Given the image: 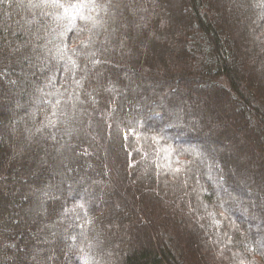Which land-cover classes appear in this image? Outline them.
Returning <instances> with one entry per match:
<instances>
[{
    "label": "trees",
    "instance_id": "obj_1",
    "mask_svg": "<svg viewBox=\"0 0 264 264\" xmlns=\"http://www.w3.org/2000/svg\"><path fill=\"white\" fill-rule=\"evenodd\" d=\"M95 3L0 0V264H264V0Z\"/></svg>",
    "mask_w": 264,
    "mask_h": 264
},
{
    "label": "snow or ice",
    "instance_id": "obj_2",
    "mask_svg": "<svg viewBox=\"0 0 264 264\" xmlns=\"http://www.w3.org/2000/svg\"><path fill=\"white\" fill-rule=\"evenodd\" d=\"M49 4L54 8L63 9L64 16H71L74 19L77 15H79L81 19L85 21H90L93 27H97L101 24V21L96 19L95 16L83 15L84 9H92V10L96 9L97 5L95 3V0H79L78 3L69 5L67 7L65 6L64 3H61V0H40V4H37L36 6L37 7H40L42 5L47 6ZM81 43L84 42L81 41Z\"/></svg>",
    "mask_w": 264,
    "mask_h": 264
},
{
    "label": "rangeland",
    "instance_id": "obj_3",
    "mask_svg": "<svg viewBox=\"0 0 264 264\" xmlns=\"http://www.w3.org/2000/svg\"><path fill=\"white\" fill-rule=\"evenodd\" d=\"M243 65V66H242ZM247 67L248 66H246V65H244L242 62H241V59L238 61V62H236V68L238 69V70H240V71H244V73H246L245 75L246 76H249L250 78H256L259 74L258 73H256L255 71H248L247 70ZM246 79H248V78H246ZM210 89V88H209ZM217 93V95H219V96H221V94H220V91L216 88V90H215V94ZM219 112V111H218ZM263 129V128H262ZM264 132V131H263ZM263 138H264V133H263ZM193 143L192 144H196L194 141H192ZM197 145V144H196ZM245 222H247L246 220H245ZM148 227H149V224H148ZM152 227V226H151ZM151 227H149L150 229L149 230H151L150 231V234H153V228H151Z\"/></svg>",
    "mask_w": 264,
    "mask_h": 264
}]
</instances>
